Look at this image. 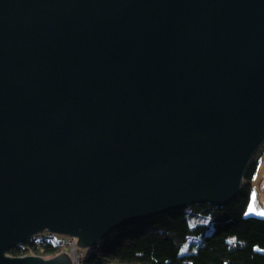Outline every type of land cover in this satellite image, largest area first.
I'll use <instances>...</instances> for the list:
<instances>
[{
    "label": "water",
    "instance_id": "95a60500",
    "mask_svg": "<svg viewBox=\"0 0 264 264\" xmlns=\"http://www.w3.org/2000/svg\"><path fill=\"white\" fill-rule=\"evenodd\" d=\"M264 144V0H0V264L235 197Z\"/></svg>",
    "mask_w": 264,
    "mask_h": 264
},
{
    "label": "trees",
    "instance_id": "16d2710c",
    "mask_svg": "<svg viewBox=\"0 0 264 264\" xmlns=\"http://www.w3.org/2000/svg\"><path fill=\"white\" fill-rule=\"evenodd\" d=\"M263 147L248 161L238 193L223 206L194 203L108 232L84 250L78 264H264V218L246 215L250 181ZM191 218L206 222L191 227ZM185 244L186 252H181ZM32 251L48 257L65 249L45 244ZM20 252L15 247L8 255Z\"/></svg>",
    "mask_w": 264,
    "mask_h": 264
},
{
    "label": "built area",
    "instance_id": "2783aa9c",
    "mask_svg": "<svg viewBox=\"0 0 264 264\" xmlns=\"http://www.w3.org/2000/svg\"><path fill=\"white\" fill-rule=\"evenodd\" d=\"M41 234L34 235V236H32V238L26 240L21 245H18L17 247L22 248V252H20L18 255L11 257L8 255V253L10 252L9 251L6 254V256L9 258H23V257H26V256H24V252L31 251L34 257L41 258L40 256H37V254L33 253V251H32L33 248L40 249L45 244H47L53 248L54 247H61L63 249L69 248L71 246L72 247L76 246V239H73L69 236H60V235H56V234H50L49 232H47V234L42 237ZM25 244H27V245H25ZM12 250L13 249H11V251ZM76 253L78 254L79 251H77Z\"/></svg>",
    "mask_w": 264,
    "mask_h": 264
},
{
    "label": "crops",
    "instance_id": "0c3cea01",
    "mask_svg": "<svg viewBox=\"0 0 264 264\" xmlns=\"http://www.w3.org/2000/svg\"><path fill=\"white\" fill-rule=\"evenodd\" d=\"M262 152L263 153L260 155L257 162L258 165L253 172L254 175L250 181V199L246 210L247 216H256L260 218H264V216L258 214L260 212H264V147ZM249 205H253L255 211L249 212Z\"/></svg>",
    "mask_w": 264,
    "mask_h": 264
},
{
    "label": "rangeland",
    "instance_id": "374dc122",
    "mask_svg": "<svg viewBox=\"0 0 264 264\" xmlns=\"http://www.w3.org/2000/svg\"><path fill=\"white\" fill-rule=\"evenodd\" d=\"M205 219H198V218H191L190 219V226H195L197 224H202V223H205ZM47 234L46 231H44L41 235L42 237L45 236ZM187 244H185L183 247H182V250L181 252H186V248H187ZM79 251V253L77 254L76 252ZM84 252V249H81L79 248L78 246L76 247H69V248H66L65 251H64V254L66 253L72 260L73 264H78V261L80 260V258H82V254ZM35 253V252H33ZM58 255V254H57ZM24 256L26 257H33V254L31 251H26L24 252ZM38 256V255H37ZM54 256H48V257H41V258H46V259H49V258H53Z\"/></svg>",
    "mask_w": 264,
    "mask_h": 264
},
{
    "label": "snow or ice",
    "instance_id": "6c2138e0",
    "mask_svg": "<svg viewBox=\"0 0 264 264\" xmlns=\"http://www.w3.org/2000/svg\"><path fill=\"white\" fill-rule=\"evenodd\" d=\"M253 211H255L253 205H249V212H253ZM258 214L261 215V216H264V212H260Z\"/></svg>",
    "mask_w": 264,
    "mask_h": 264
}]
</instances>
